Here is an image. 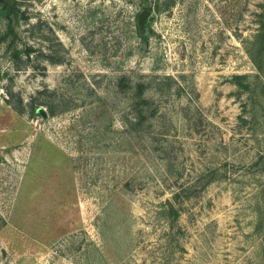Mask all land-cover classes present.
<instances>
[{
    "label": "rangeland",
    "instance_id": "374dc122",
    "mask_svg": "<svg viewBox=\"0 0 264 264\" xmlns=\"http://www.w3.org/2000/svg\"><path fill=\"white\" fill-rule=\"evenodd\" d=\"M14 7L0 2V264H264V97L234 82L257 74L264 0Z\"/></svg>",
    "mask_w": 264,
    "mask_h": 264
},
{
    "label": "trees",
    "instance_id": "16d2710c",
    "mask_svg": "<svg viewBox=\"0 0 264 264\" xmlns=\"http://www.w3.org/2000/svg\"><path fill=\"white\" fill-rule=\"evenodd\" d=\"M15 10L16 7L9 6L8 12L10 14ZM256 15L257 28L255 30V33L252 35V38L246 43V51L256 67L257 74L253 76L247 74L235 75L234 82L241 91L247 93L248 95H250V97H253L254 95H257V97H264V10H262L260 13H257ZM7 28L8 29L6 34L0 35V45L6 42L7 36L11 34L12 30H14V28L11 26L10 21ZM13 43H15V40H13ZM31 51L33 50L28 49L26 51V54H30ZM16 55L18 57L20 55V52H18ZM141 92L142 90L139 94L142 95ZM50 109L52 111V114H55L53 112L52 106ZM169 214L175 217L178 216L175 210H169Z\"/></svg>",
    "mask_w": 264,
    "mask_h": 264
},
{
    "label": "water",
    "instance_id": "95a60500",
    "mask_svg": "<svg viewBox=\"0 0 264 264\" xmlns=\"http://www.w3.org/2000/svg\"><path fill=\"white\" fill-rule=\"evenodd\" d=\"M1 3L7 4L11 7L15 5V0H0ZM152 11L151 10H144L142 13H140L139 18H138V24L140 30H145L146 29V23L148 18L151 16ZM39 113L46 114L43 108L38 109Z\"/></svg>",
    "mask_w": 264,
    "mask_h": 264
}]
</instances>
